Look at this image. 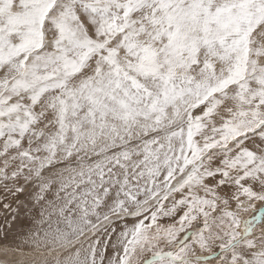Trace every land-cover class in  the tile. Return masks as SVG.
Wrapping results in <instances>:
<instances>
[{
  "label": "snow or ice",
  "instance_id": "1",
  "mask_svg": "<svg viewBox=\"0 0 264 264\" xmlns=\"http://www.w3.org/2000/svg\"><path fill=\"white\" fill-rule=\"evenodd\" d=\"M0 264H264V0H0Z\"/></svg>",
  "mask_w": 264,
  "mask_h": 264
}]
</instances>
